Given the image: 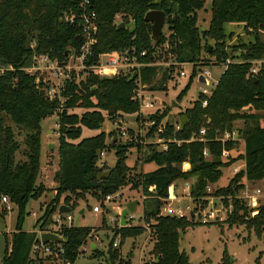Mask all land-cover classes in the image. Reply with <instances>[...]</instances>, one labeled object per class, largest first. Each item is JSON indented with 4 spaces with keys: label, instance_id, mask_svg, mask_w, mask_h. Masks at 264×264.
I'll return each mask as SVG.
<instances>
[{
    "label": "trees",
    "instance_id": "obj_1",
    "mask_svg": "<svg viewBox=\"0 0 264 264\" xmlns=\"http://www.w3.org/2000/svg\"><path fill=\"white\" fill-rule=\"evenodd\" d=\"M82 1L0 0V66L4 67L0 71V201L6 197L17 211L16 231L9 243L5 237L2 264H33L31 249L37 229L45 232L49 228L47 226L61 204L74 211L80 200L87 202L88 195L103 199L131 183L135 189L140 187L144 196L152 197L143 202L142 220L149 224L147 237L152 247L148 254L153 259L144 264H190L179 243L180 235L195 224L187 218L160 217L159 200L169 196V189L178 180L191 181L194 200L207 197L206 186L217 183L222 177L221 170L238 159L244 162V170L234 176L227 187L217 188L211 195L220 197L225 206L229 196L232 197V210L225 221L229 227L244 226L262 239L264 200L256 215L250 217V208L236 196L244 189L240 184L243 177L250 183L264 180V45L259 36V32L264 31V0H208L211 16L204 31L198 28L197 14L205 9L207 0H88V12L95 13L97 24L92 53L86 62L89 66L97 63L101 55L132 48L140 63L150 64L151 55L162 44L168 46L169 54L176 56L178 63L193 65L189 82L195 79L197 65L224 66V73L209 98L199 93L192 107L181 113L188 122L184 129L175 130L174 124L166 122L160 138L182 143H170L166 151L160 152L156 145H148L142 164L154 163L157 168L141 174L131 173L126 165L127 148L133 146L131 141L126 145L114 141V131L108 136L100 132L91 138H82L83 128L100 130L104 120L113 123L120 117L138 112L139 107L132 100L136 76L100 78L87 74L77 83L72 74V79L63 83L60 98L50 99L47 87L24 71L33 53L66 64L69 56L79 51L83 44L79 25L65 22L63 15L74 14L78 19V5ZM156 10L166 14L167 35L161 32L160 42L154 48L151 24L144 21V16ZM117 16L125 24L123 30L117 29ZM130 23L132 26L128 27ZM231 23H242L244 34L253 37V41L231 43L234 36L226 34L224 29L225 24ZM141 52L145 57H140ZM258 60L262 61L259 71L252 75V62ZM172 73L171 69L161 71L159 66L144 67L141 83L149 91L166 90ZM188 85L178 99L187 93ZM204 100L206 107L202 105ZM244 108L251 111L241 112ZM75 109L83 112H69ZM167 114L164 110L152 117L159 124ZM53 115L57 120L59 143L58 168L53 176L56 183L54 196L34 224L35 231L25 232L21 226L28 203L39 200L47 191L42 183H37L42 152L40 125ZM237 121L243 122L242 128L237 129L243 140V153L224 163L221 150L231 151L238 144L227 142L223 145L218 139L224 132L234 130ZM201 129H205V143H186ZM20 136H23L21 141ZM110 137L108 144L106 139ZM204 149L209 158L202 156ZM103 151L114 152L116 160L110 168L105 164L98 167L99 154ZM17 155H21L20 158ZM183 164H188L189 169L184 171ZM102 173L106 176L99 179ZM202 205H206L205 202ZM1 208L6 213L5 208ZM90 233L89 228L63 227L59 234L66 239L61 245L64 253L51 264L74 263L79 247ZM118 234L122 242L142 236L146 231L140 225H129L115 231V235ZM116 255L115 249L110 256ZM230 263L224 254L220 264ZM256 264H259V258Z\"/></svg>",
    "mask_w": 264,
    "mask_h": 264
},
{
    "label": "rangeland",
    "instance_id": "obj_2",
    "mask_svg": "<svg viewBox=\"0 0 264 264\" xmlns=\"http://www.w3.org/2000/svg\"><path fill=\"white\" fill-rule=\"evenodd\" d=\"M205 9L198 12L197 21L198 28L200 31L207 29L210 20V4L207 0L205 2ZM130 23L128 27H131ZM225 33H232L234 39L231 43L241 41L248 42L253 41V37L244 34L243 24H225L224 26ZM162 32L167 35L166 27L164 26ZM260 42L264 45V31L259 32ZM210 45H213V42H209ZM152 60L150 65L154 67H160L161 71L165 69L172 70V78L166 83V90H157L149 91L151 99L154 101L155 106L159 107V111L167 110V115L164 119V122L171 124H178L179 117L182 116L186 109L191 108L192 102L197 98L200 91L205 88L201 84H204V79H199V83L195 79L190 81L192 76V65H187L184 63H178L176 56H172L168 52V46L162 44L157 47L155 52L151 55ZM202 57L207 58L206 55L202 54ZM36 54H32L28 59L27 63L24 66V71L35 77L37 82L42 83L44 87H54L56 88L60 82L63 80V76L60 74L55 75V70L48 69L39 59ZM70 62V60H69ZM68 69H71V72L74 73L76 81L84 80L86 75L79 74L81 71L79 69L80 62L77 60L71 61L68 63ZM210 73V85L206 87L208 92H212L214 89V84L217 83L220 76L224 73L223 65H208V67H201ZM4 67L0 66V71H3ZM183 71L186 72V77H181L179 73ZM75 73H78L76 75ZM125 73V69L123 71ZM68 74V75H69ZM70 76V75H69ZM160 77V76H159ZM190 84V85H188ZM187 93L183 98L178 99V95L187 87ZM63 100H61L62 102ZM62 104H60L61 106ZM176 105V106H175ZM156 109V108H155ZM249 108H244L241 112L249 113L251 110ZM72 113H82L81 109H75L74 111H69ZM56 116H52L44 119L41 122V143H42V152H41V166L38 174L37 183H42L43 186L47 189L44 196L37 201L31 200L25 211L26 215L22 223V230L25 232L35 231L34 224L36 221L43 215L45 205L52 199L54 196V189L56 183L54 181V175L58 168V127L56 126ZM100 130L90 131L88 129H82V138H91L94 135L104 132L106 136L109 133L114 131L115 140L121 145H126L127 142H132L133 146L127 148V161L126 165L131 169V173H146L153 172L156 170V165L154 163H144V153L148 145H152L157 142L155 136L148 133L145 129H140L139 126L135 123L134 115H126L118 118L114 123L104 120ZM243 126L242 121H237L234 123L236 129H240ZM132 131V132H129ZM132 133V134H131ZM19 140H23V136L19 137ZM111 137L106 139L107 143L110 144ZM78 141V140H77ZM76 141V142H77ZM21 143V142H20ZM52 145L49 150V146ZM155 145V144H154ZM23 149V147H22ZM104 156L102 157L104 164L107 168H110L114 165L116 158H114V152L103 151ZM243 146L242 144L235 150L233 153H230L231 158H238L242 155ZM21 155H17V158H20ZM243 161L237 160L232 163V166L228 168H223L221 170L222 177L219 181L211 186L212 193L217 188H225L228 186L230 180L234 178V171L232 168L237 170H242ZM133 168V169H132ZM186 168V167H185ZM183 169V166H182ZM188 169V168H187ZM239 172V171H238ZM182 182L178 180L176 183V195L178 199H181V205L189 206L191 209H194L197 206V209L194 211L195 214L199 213L204 214L209 209L220 210L225 205L220 202L218 198L212 196L208 200L207 205H201L200 201L193 200L185 195L182 190ZM240 184L245 186V190L250 194L254 189H264V180L261 182L250 183L243 177ZM120 192V197L118 199H113L110 204L103 206V214H94L91 211V207L95 206L97 202H102L103 199H94L91 196H87V202L80 200L78 202V207L76 210L69 213L71 216V221L67 222L62 219V223L66 226L73 228H89L91 231L89 240L87 244L81 247L77 251L76 261L72 264H144L147 261L152 260L149 256V251L152 247V243L148 239V234H144L139 237H132L125 240H120V244L117 248L110 249L109 244L118 237L115 235V231L120 229V215L124 209H127V205L134 200L138 201L135 212H129L126 216V221L128 216H132V220L127 222L126 225L132 226H142V211H143V193L140 189L134 188V184H128L125 187H122L118 190ZM211 193V194H212ZM114 194V193H111ZM231 198L227 199L226 208L222 212L219 218L215 219L213 222L208 224L199 223L197 218L193 219L195 224L194 227L188 228L184 233L180 235V250L183 251L186 256L189 258L190 264H220L224 258V254L229 258L230 264H256V260L259 258V264H264V234L262 239H259L255 236L252 230L246 229L244 226H230L225 222L227 219V214L231 212ZM152 199V198H150ZM146 200H149L146 199ZM264 197L256 199L254 202V208H250V217H254L262 205ZM9 202V200H8ZM224 206H223V205ZM0 204V264H2L1 259L4 255L5 250V237H7L8 243L10 242L11 235L16 231V217L17 211L16 206L13 203H8V205L3 206L4 211L2 212ZM177 206V205H176ZM201 207V209H200ZM80 209H85L83 215L79 214ZM57 214L53 215L55 218ZM114 219L112 224H109V220ZM197 219V220H196ZM48 225L47 227H49ZM51 228V227H49ZM39 231V229H37ZM119 235V234H118ZM120 236V235H119ZM98 238L99 241H96L95 238ZM117 251V255L111 257L113 250ZM54 256L47 257V259H54ZM113 258V259H112ZM47 264V263H46Z\"/></svg>",
    "mask_w": 264,
    "mask_h": 264
},
{
    "label": "built area",
    "instance_id": "obj_3",
    "mask_svg": "<svg viewBox=\"0 0 264 264\" xmlns=\"http://www.w3.org/2000/svg\"><path fill=\"white\" fill-rule=\"evenodd\" d=\"M89 5H90V2L88 0H84L81 3H79L78 8L80 10V13L78 15V19H76V16L74 14L72 15V14L65 13L63 15V20L65 22H68L70 25L75 24V23L79 25V28L82 34V41H83V44L81 45L79 51L69 56L68 59L70 60V62L74 60H77L80 62L79 69L81 71H79L80 72L79 74H82V75L93 74L100 78H108V77H114V76L125 75V74H129L131 77L136 76L137 79L134 82L135 87H134L132 100L137 103L139 110L136 114H134L135 123L139 126L140 129L142 130L145 129L148 131V133L152 132V136L154 135L155 139L157 140V142L154 144L157 146L156 150L158 152L166 151L168 148V144L170 143H176L180 145L182 143L180 141L176 142L170 139L165 140V139L160 138V134H162V132L164 131L166 127V122H164L165 118L162 119L159 124L156 123V120L152 116H154L158 112L160 106L159 107L155 106L154 101L151 99L150 93H148L147 90H143L145 86L141 83V70L144 67H151L153 65H150L149 63L146 64L143 62L140 63L139 58L136 56V50L134 48H132L131 50H124V52L107 53V55H101L97 63L91 64L90 66L86 64V62L90 59V56L92 53V46L95 42L94 35L96 34V31H97V24L95 22L96 15L93 11L88 12ZM115 23L117 25L118 23H121V19L119 16L115 17ZM140 57H145L144 52L140 53ZM37 59H39V61H41L48 69L55 70L56 71L55 75L60 74V76H63L62 82H60L56 88L54 87L46 88V93L48 94L50 99H54L56 97L60 98V90L63 86V83L67 80L68 81L71 80L74 75L73 72L69 74V72L72 71L71 69H68V66H69L68 63H70L69 60L66 64H59L58 61L51 60L46 55H40ZM261 63L262 61L260 60L252 62V67L250 69V73L252 75H256L258 73L259 71L258 68ZM124 69H125V73H123ZM195 72H196L195 81L197 83L201 84L199 82V79L200 78L204 79V84H201V85L204 86L205 88H203L200 91V94L203 95L207 99L212 94V92H208L206 88V87H209L210 85V81H209L210 73L209 71L202 69L199 65L195 67ZM75 74L78 75V73H75ZM179 75L181 77H186V72L181 71ZM202 105L203 107H206V100L202 102ZM179 128H180V124L178 123L175 125V130ZM204 135H205V129H201L199 130L198 134L193 133L190 140L186 141V143H190L194 141L205 143L206 139H204ZM218 140L223 145L226 144L227 142H230L236 145L238 144V147L241 144L242 146H244L243 140L239 137V133L236 128L232 131L224 132L222 136L220 137V139ZM238 147L234 148L231 151L225 150L223 148L220 153L221 160L224 163H228V161L231 158L230 153H233L235 150L238 149ZM103 156H104V153L101 152L99 154L100 160L98 162V167H102L104 165V161L102 160ZM202 156H204L205 158L210 157L206 149L203 150ZM229 166H232V164H230ZM244 167L245 165L243 162L242 170H237L236 168H232V171L236 173L234 174V176H236L241 171H243ZM187 168L189 169V165L183 164V170L186 171L188 170ZM191 186H192L191 181L182 182L183 192L185 193L187 197L193 199L191 197V190H192ZM243 188L244 189L241 190L239 195L236 196V199L244 201L245 205H247L249 208H254V205H255L254 202L256 199L264 197V189L261 190L257 188V189H254L253 192L249 194L245 190L244 185H243ZM205 189H206V193L208 194L207 197L195 199L197 201H200L201 205L203 202H205V204L207 205L209 203L208 202L209 198L213 196L211 195L212 193L211 186L208 185L206 186ZM151 190L152 189H149V191ZM169 190H170L169 196L167 198H162L159 200L160 201V204H159V216L160 217L169 216V217H173L176 219L187 218L189 220H193L197 218L198 220L197 219L196 220L199 223L208 224V223L213 222L215 219L219 218L220 215L223 214L222 212L224 211V209L226 208L222 204L225 208L223 207L220 210L209 209V211H206L202 215L200 214V210H199V213L195 214L194 211L197 209V206L194 209H191L189 206H183L180 204L181 199H178L176 195V191H177L176 184H174ZM119 197H120L119 191H116V193L114 194L107 195L103 199L102 202H97L95 206L91 207V211L94 214L95 213L103 214L104 213L103 206H105L106 204H110L113 199H118ZM148 198L150 199L152 197L144 196L143 201H145ZM218 199L222 203V199L221 198H218ZM8 203L9 202L6 197L1 198V201H0V204L2 205L1 207L8 205ZM229 207H231L232 209V205H230ZM55 214H57V216L55 218L52 217V222L49 226L51 228H48L45 232H52V233L59 234V232L62 231V228L66 226L62 223V219L67 222L71 221V216L69 214H59L58 211ZM131 220H132V216L130 215L128 216L127 222ZM113 222H114L113 218L109 220V224H112ZM142 227L144 228L146 233H149V224L147 223L145 224L143 220H142ZM45 232H42L40 230L36 232V238L34 239L33 246L31 249V260L30 261H32L33 264H42L41 262H44L43 264H46V263L51 264V261H55L56 258L59 259L60 258L59 256H62L64 253L63 247H61V245L59 244L43 245L39 241L38 242L35 241L36 239L39 238V236L42 233H45ZM89 237L90 235L85 239V241L79 247V249L87 244ZM95 240L99 241L97 237L95 238ZM119 244H120V236L118 235V237H116L113 240L112 248L113 247L117 248ZM51 256H54L55 258L47 259V257H51ZM62 264H72V263L70 261H67V262H63Z\"/></svg>",
    "mask_w": 264,
    "mask_h": 264
},
{
    "label": "water",
    "instance_id": "obj_4",
    "mask_svg": "<svg viewBox=\"0 0 264 264\" xmlns=\"http://www.w3.org/2000/svg\"><path fill=\"white\" fill-rule=\"evenodd\" d=\"M165 17H166V14L161 10L149 11L144 16V21L146 23L151 24V40H153V47L154 48L160 42L159 38H160V35L162 32V29L165 25V22H164ZM123 28H125V24L124 23H118L117 29L123 30ZM209 50H210V48H209ZM200 79H202V81H203V78H200ZM178 123L180 124V128L184 129V127L188 124L187 117L185 115L180 116ZM51 146L52 145L49 146V148H48L49 150L52 148ZM105 176H106L105 173H102V174H99L98 178L100 179L101 177H105ZM137 204H138V201L134 200L133 202L128 203V205L126 207L127 209H124L121 212L120 222H119V225H121V228L127 227V225H126L127 221L125 218L129 214V212L133 213L136 211ZM57 210H58L59 214H69L72 212L71 208L65 204H61ZM84 212H85V209H80L79 214L83 215ZM35 241L36 242L39 241L43 245H46V244L62 245V244H65L66 239L63 236H60L59 234L52 233V232H45V233H42L39 236V238L36 239Z\"/></svg>",
    "mask_w": 264,
    "mask_h": 264
}]
</instances>
